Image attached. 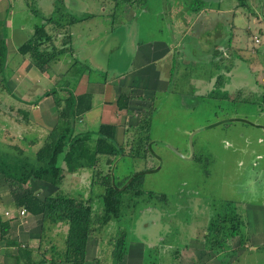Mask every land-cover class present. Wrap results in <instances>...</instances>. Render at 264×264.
I'll return each instance as SVG.
<instances>
[{
	"label": "rangeland",
	"instance_id": "obj_1",
	"mask_svg": "<svg viewBox=\"0 0 264 264\" xmlns=\"http://www.w3.org/2000/svg\"><path fill=\"white\" fill-rule=\"evenodd\" d=\"M61 1L63 13L79 20L69 27L75 50L44 74L23 60L17 49L55 13V0L5 1L0 38L10 46L12 59L6 69L9 91H0L2 149L16 146L34 157L43 136L56 124L53 97L45 101L44 93L62 85L55 78L73 60L87 65L91 80L100 82L132 70L134 39H152L176 48L173 64L165 65L172 69V77L179 72L180 79L170 85L168 95L155 91L145 96L155 107L149 121L150 150H139V157L117 156L108 166L103 157L98 171L84 169L65 176L62 195L89 205L95 218L103 209L104 176L118 182L135 172H147L142 196L125 202L120 219L89 240V250L90 245L95 247L98 257L87 264H113L111 252L121 233L128 249L120 264H136L132 260L179 264L180 256L194 264H206L210 257L208 264H229L231 256L230 264H264V0H246L247 8L238 7L237 0H203L196 10L193 0H148L140 9L115 0ZM178 54L181 61L174 60ZM24 61L30 70L16 78ZM58 90L55 97H63ZM21 112L27 114L26 121ZM98 126L92 121L88 129L95 132ZM33 141L35 145H26ZM60 165L65 170L62 161ZM32 183L34 191L45 194L40 183ZM0 186H5L2 180ZM0 211L17 209L6 206ZM228 214L236 216L238 225L232 228L224 220ZM213 221H224L227 231L237 230L235 237L228 238L234 239L232 245L228 240L223 243L234 246L228 253L208 234ZM59 226L61 232L53 227L47 233V224L42 248L48 250L56 240L63 250L66 225ZM47 236L54 238L47 241Z\"/></svg>",
	"mask_w": 264,
	"mask_h": 264
},
{
	"label": "trees",
	"instance_id": "obj_2",
	"mask_svg": "<svg viewBox=\"0 0 264 264\" xmlns=\"http://www.w3.org/2000/svg\"><path fill=\"white\" fill-rule=\"evenodd\" d=\"M115 1L122 5H135L138 9L144 7L148 2V0ZM237 1L238 7L247 8L246 0ZM203 3V0H193L194 8L192 10H196L195 7L203 6ZM61 4V0H55V13L44 19L45 25L47 27L50 25V29L47 30L45 25L36 26L32 37L17 49V54L23 60H28L41 74L47 73L53 63L60 61L63 56L73 51L69 27L79 20L63 13ZM57 37H59L60 43L56 40ZM7 66L6 41L0 38V91H9L7 87L9 77H6ZM89 69L87 65L73 60L69 69L55 78L57 82L62 81V85L56 88L59 89L58 91L63 97H55L56 88L49 89L44 93V97H53L52 102L57 113L56 124L43 138L34 157L25 155L19 147L10 146L8 147L10 151H8V149H2L3 147L0 145V180L8 191L12 207L17 210L24 209L27 215L40 217L41 234L47 230V224L51 227L58 224L67 226L66 237L63 241L64 248L61 251L52 248L50 261L46 258V251H41V242L35 250L28 246L22 247L18 243L15 245L17 248L14 256L16 264L89 263L86 261L89 240L110 222L120 219L125 202H132V198H139L143 194L141 187L146 171L135 172L118 182L107 174L100 183L104 188L102 213L94 218L89 205L62 195L60 191L65 176L73 175L84 169H92L93 172H96L103 157H107L106 164L108 166L111 164L112 158L117 156L133 157L134 155L139 157V150L147 152L151 148L148 132L150 117L155 110L153 103L149 109L141 111L136 125L124 130L122 142L117 139L118 126L116 125L100 124L95 132L77 133V119L91 111L92 96L90 94L75 96L74 90L77 81L85 72L89 73L91 71ZM69 70H73V72L68 73ZM68 76L71 78L67 80ZM223 98L227 100L229 95ZM129 100V94L118 95L115 100L117 109L128 114L130 112ZM21 114L26 121L27 114L25 112H21ZM130 129L133 130V135L136 132L135 138ZM128 130L130 131L128 132ZM35 144L34 141L26 143L28 147ZM127 146L129 148H126ZM60 161L65 165V170L61 167ZM32 181L40 183L45 194H38L39 190L34 191L31 188ZM226 217L228 218L229 214ZM234 218L236 219V216L232 215L229 219L224 220H228L233 228L235 224L238 225ZM210 229L208 234L213 236L217 246H221L228 238L237 235L235 229L227 231L228 228L224 221L211 222ZM8 230V222L3 221L0 217V238H4ZM224 232L227 234H222ZM220 235L221 238L217 240ZM43 239H45L44 234L41 235L40 241L43 242ZM220 242L221 245H219ZM127 249L126 237L121 233L111 252L113 264H120L123 261Z\"/></svg>",
	"mask_w": 264,
	"mask_h": 264
},
{
	"label": "crops",
	"instance_id": "obj_3",
	"mask_svg": "<svg viewBox=\"0 0 264 264\" xmlns=\"http://www.w3.org/2000/svg\"><path fill=\"white\" fill-rule=\"evenodd\" d=\"M5 1L6 0H0V15L2 14V10H4V8L7 9L6 4L8 2ZM6 26L9 27V22L6 23ZM73 40H74V36L72 35V47L74 45ZM133 42L134 43L132 44V70L128 72L116 74L115 76L111 75L110 78L108 77L104 78V80L103 81L101 80L100 82L96 80H91L89 73L87 74L85 72L77 81L74 90V95L78 96L82 94H90L92 96V109L91 111H89L88 113L82 115L79 119H77L76 131L78 130V128H80L81 130L80 133L91 131L92 129H88V126L91 124L92 121L99 122V125L100 124L116 125L118 126L116 133L117 139L119 140V142H122L121 138L123 137L124 130L130 128V126L136 125L141 111L149 109V105L151 101L148 100L149 102H147L145 96L147 95L149 97V93L152 94V92L155 91H159L162 94H167L170 85L180 82L179 72L176 73L174 77H172L173 75L172 69L169 66L165 65V63L168 62H169L168 64L171 65V63L173 62V59L171 61V55L176 52L175 47H170L167 44L155 42L152 39L148 41L147 40L135 41L134 39ZM174 42L176 46V39H174ZM139 43H144V44H139ZM7 46H8L7 63L9 65V61H11L12 57L8 51V48L10 46L9 45ZM74 50L75 49L73 48V51ZM174 60L181 61L182 58L178 54V57L177 58L175 57ZM159 64L161 65V67L159 66ZM163 65L167 67L163 68ZM19 67L20 68L17 70L15 74L16 78H19L21 76L22 71L24 73L25 69L30 70V66L25 61ZM163 71L165 72L168 71L169 74L171 75L168 77ZM135 87H141V88L135 89ZM141 90H144V92L141 93ZM120 94H126V95L129 94L130 96V100L128 103L130 112L128 114H126L124 111H119L116 107L115 100L117 96ZM134 95L136 98H134ZM153 96H155V94ZM44 100L46 101L50 99L49 97H44ZM48 104L49 103H46L45 105ZM41 107H44L43 109L45 110L47 106L46 107L41 106ZM85 119L87 121L86 123L84 122ZM40 129L41 131L44 132L42 128ZM130 130H128V132ZM45 136H43V138ZM1 194L3 195L1 196ZM6 206L12 207L11 199L6 187L0 186V208H5ZM6 213L8 215H6ZM0 217L3 221L8 222V226H9V230L7 231V234L4 236V238H0V264H16V260L14 259V256L16 255L17 248L15 245L18 243L21 244L22 247L28 246L33 250L39 247L40 242L43 243L42 241H40L41 240L40 217H33L29 214L24 217H19L17 215V212H1V211H0ZM59 225L61 224L52 227L49 226L47 233L52 231L51 228L53 227H55L58 233L59 229L57 227ZM65 229L67 233L66 226ZM59 231L61 232V230ZM53 234H55V231ZM47 237H48L47 241L53 240L51 238L53 236H47ZM233 240L234 239H230V240L228 239V244L232 245ZM51 244L52 245L50 246V248H48V250L45 246H43L44 248H41V251L43 250L46 251V258L48 261L51 260L52 253L50 250L52 248H56L57 250L61 251V248L59 247L60 242L57 243L56 240H53ZM243 246L244 248H246L247 244L244 243ZM222 247H225V251L227 253L229 252V249L231 250L234 248V246L226 247V243L225 246ZM222 247L220 249H222ZM220 251L222 253V250ZM189 256L190 255H188V257ZM96 257H98V252L96 251L95 247L90 245V250H89V246H88L86 261L91 262L94 259H96ZM180 257L181 258L179 264H186V263L194 264L192 263L193 260L191 258L185 260L184 256H180ZM210 259L211 257L205 261L207 262L206 264L210 263ZM233 259L234 256H231V259H229L230 260L229 264L234 261ZM132 262L137 264L136 260H132ZM48 264H52V263H48ZM128 264H130V262Z\"/></svg>",
	"mask_w": 264,
	"mask_h": 264
},
{
	"label": "built area",
	"instance_id": "obj_4",
	"mask_svg": "<svg viewBox=\"0 0 264 264\" xmlns=\"http://www.w3.org/2000/svg\"><path fill=\"white\" fill-rule=\"evenodd\" d=\"M6 215H8V214L6 213ZM17 215H18L19 217H24V216L27 215V213H26V211H25L24 209H18V210H17ZM13 217H14V216H13ZM13 217H11V218H13Z\"/></svg>",
	"mask_w": 264,
	"mask_h": 264
}]
</instances>
